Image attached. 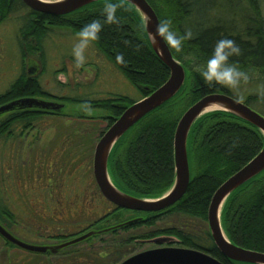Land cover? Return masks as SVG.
Wrapping results in <instances>:
<instances>
[{
	"label": "trees",
	"instance_id": "trees-1",
	"mask_svg": "<svg viewBox=\"0 0 264 264\" xmlns=\"http://www.w3.org/2000/svg\"><path fill=\"white\" fill-rule=\"evenodd\" d=\"M145 1L153 9L158 21L170 18L178 32L183 34L190 30L194 36L192 40L186 41L181 53L169 49L173 58L185 71L184 85L178 94L132 127L120 139L123 142L121 141L122 144L113 157L111 173L113 182L130 195L153 199L163 195L173 183V136L180 117L190 106L205 96L222 94L245 104L264 118V0ZM104 3L105 1L98 2L74 13L55 17L33 12L21 0H0V24L20 9L27 10L18 35L22 56L25 57L29 53L31 41L34 42L32 48L43 54L42 44L51 28L60 26L77 33L91 20H103ZM122 5L117 12L120 23L106 25L99 41L93 44V47L138 89L142 99L168 79L169 71L153 53L137 12L125 2H122ZM221 38L235 39L243 52L238 62L249 79L247 82L242 81L236 90L220 86L208 88L194 70L196 65L207 60L208 54ZM118 54H123L124 64L116 62L115 56ZM42 57L43 55L40 59ZM23 59L25 63V58ZM24 66L25 64L19 78L0 95V107L31 97L61 100L45 93L38 80L26 75ZM242 93L247 95L243 97ZM85 103L89 107L109 110L114 118H118L123 109L134 102H129L124 97H116L99 102L85 100ZM64 108L65 106L60 114L63 117L66 115ZM55 115L58 114L33 108L7 112L0 116L4 117L0 121V139L9 144L15 141L23 142L22 139H25L27 134L40 130L48 116ZM114 118L109 121L107 128L113 124ZM103 133L101 132L97 139ZM262 146L263 138L260 132L241 119L224 112L204 115L192 126L188 137L187 156L191 176L182 199L159 214L138 213L142 214L136 218L140 220L133 225L112 230L109 228L106 232L100 231L106 238H110L112 244L105 238L101 239L99 242L105 245L91 256L96 257V260L117 262L125 254L132 253L129 252V247L136 242L147 243L156 237L168 236L176 240L172 245L204 252L222 264H242L227 260L216 249L206 225L207 211L217 188L253 159ZM69 157L64 164L67 167L65 169L70 168L68 170L71 174H82L71 165L73 162L75 164L80 155L71 153ZM21 167L23 168L15 172L9 167L8 175L25 181L21 175L23 173L26 175L27 168ZM31 179H34L33 174ZM91 182L92 189L96 192V200L98 202L103 200V203L110 205L101 197L94 181ZM52 192L55 190L52 189ZM74 195L77 198L74 203L86 202L85 194ZM51 200L54 198L51 197ZM98 202L91 203L90 212L97 214L96 210L101 209ZM65 204L66 210L73 212L69 214L62 209L61 217L67 215L73 218L72 214L76 213L74 211L76 208L74 206L70 208L71 201ZM113 208L100 220L106 219V222L113 212L118 211L114 206ZM169 217L175 219L177 224L152 230L158 221ZM12 221L11 213L0 203V223L8 228ZM221 221L224 233L232 244L264 254V171L228 198L222 210ZM95 223L99 224L98 221ZM143 226L150 230L133 235L127 234ZM5 245L10 246L7 243Z\"/></svg>",
	"mask_w": 264,
	"mask_h": 264
},
{
	"label": "rangeland",
	"instance_id": "rangeland-1",
	"mask_svg": "<svg viewBox=\"0 0 264 264\" xmlns=\"http://www.w3.org/2000/svg\"><path fill=\"white\" fill-rule=\"evenodd\" d=\"M26 15L27 10L20 9L0 24V95L19 78L25 64L26 75L38 80L45 93L61 100L31 98L63 105L66 115L64 117L60 115L61 108L51 110L58 115L48 116L40 130L27 134V137L22 139L23 142L15 141L9 144L0 139V203L7 207L13 218L8 228L1 223L0 225L27 244L55 246L88 233L86 230L104 231L141 217L142 214L121 210L113 212L106 222V219L100 220L105 213L114 208L103 203V200L99 202L96 200V192L92 189L91 182L92 161L95 145L103 134L98 139L97 137L101 132L107 131L113 113L106 109L89 107L85 103V100L99 102L116 97H124L135 103L141 100V94L113 65L96 52L93 45L88 52L85 66L76 69L71 57L76 32L72 33L70 28L60 26L51 28L43 41V54L38 55L31 47L30 53L23 57L18 35L23 24L22 19ZM64 85L65 87H62ZM242 95L245 97L247 93ZM211 113L214 112L205 115ZM3 118H0V121ZM71 153L80 155L75 164L73 162L71 165L83 175L71 174L68 170L70 168L65 169L67 167L64 164ZM21 166L27 168L26 175L24 173L21 175L25 181L8 175L9 167L15 172L23 168ZM32 174L34 179H31ZM51 188L55 192H52ZM78 193L87 196L86 202L74 203V200H77L74 194ZM51 197L54 200H51ZM69 201L72 203L70 208L74 206L76 213L72 214L73 218L67 215L61 217L62 209L69 214L73 212L66 210L65 203ZM92 202L100 203L102 210H96L97 214L89 211ZM96 221L99 224L95 225ZM175 224L177 223L172 217L162 218L152 230ZM149 230L143 226L127 234L133 235ZM104 238L112 244L110 238H106L100 232L84 242L48 255L33 254L11 245L6 246V242L0 238V264H120L139 252L158 248L152 243L139 241L129 247V252L132 253L125 254L124 259L117 262L96 260L97 258H93L91 254H95L105 245L99 242ZM161 247L183 248L172 244H164Z\"/></svg>",
	"mask_w": 264,
	"mask_h": 264
},
{
	"label": "water",
	"instance_id": "water-1",
	"mask_svg": "<svg viewBox=\"0 0 264 264\" xmlns=\"http://www.w3.org/2000/svg\"><path fill=\"white\" fill-rule=\"evenodd\" d=\"M105 0H21L30 10L47 16H64L84 7ZM132 7L139 15L146 33L147 41L159 59L169 71L168 79L147 96L126 107L122 114L103 133L94 148L92 175L101 196L116 209L143 214H159L174 206L185 195L190 182L187 156V142L190 130L195 122L209 112H224L256 128L263 136L264 118L245 104L222 94L203 97L190 106L180 117L173 136L174 179L170 189L160 197L148 199L138 198L122 191L114 182L108 169L109 156L116 143L138 122L147 115L162 107L174 98L185 81L183 66L172 56L162 41L156 45L149 39L158 22L153 9L145 0H121ZM26 108L56 111L63 105L46 103L38 99H20L0 107V116L14 110ZM264 171V143L259 153L239 171L225 180L214 192L207 211V227L210 237L218 252L227 260L242 264H264V254L246 250L232 244L226 237L221 221L223 207L228 198L240 187ZM135 219L112 229L130 226L138 222ZM105 230L104 232H106ZM100 231L88 233L55 246H36L27 244L0 225V238L7 244L33 254H55L64 248L77 245L98 235ZM158 248L139 252L123 260L120 264H222L212 256L198 250L161 247L164 244L176 243L173 237L160 236L147 241ZM161 247V248H160Z\"/></svg>",
	"mask_w": 264,
	"mask_h": 264
},
{
	"label": "clouds",
	"instance_id": "clouds-1",
	"mask_svg": "<svg viewBox=\"0 0 264 264\" xmlns=\"http://www.w3.org/2000/svg\"><path fill=\"white\" fill-rule=\"evenodd\" d=\"M121 0H105L103 5V20L93 19L86 23L77 33L71 48V57L76 69L83 68L88 61V52L93 44L99 41L101 33L106 25H118L120 18L117 15L121 8ZM194 38L193 33L188 30L183 34L178 32L170 18L161 19L157 22L155 32L149 33V39L154 45L162 41L164 47L181 53L186 41ZM243 55L241 47L233 38L219 39L213 50L208 54L203 64L196 65L194 70L204 86L213 88L216 86L229 90H236L241 82H247L249 77L242 71L238 58ZM236 58V59H234ZM118 64H124L123 54L115 56Z\"/></svg>",
	"mask_w": 264,
	"mask_h": 264
},
{
	"label": "flooded vegetation",
	"instance_id": "flooded-vegetation-1",
	"mask_svg": "<svg viewBox=\"0 0 264 264\" xmlns=\"http://www.w3.org/2000/svg\"><path fill=\"white\" fill-rule=\"evenodd\" d=\"M34 12V11H33ZM35 13H37V12H35ZM38 14H40V13H38ZM43 15V14H42ZM32 42V41H31ZM32 43H34V42H32ZM33 45V44H32ZM31 47H34V46H31ZM42 48H43V44H42ZM34 49V48H33ZM34 51V50H33ZM32 50H31V52H33ZM30 53V52H29ZM28 53V54H29ZM36 53L39 55V54H41L39 51H36ZM44 62V61H43ZM42 65V64H41ZM43 65H44V63H43ZM115 116L113 115V117L111 118V119H113ZM114 119H117V118H114ZM126 135V134H125ZM124 137V136H123ZM122 139V138H121ZM122 140H119L117 143H116V145L114 146V148H113V150H112V152H111V154H110V156H109V159H108V169H109V172H110V175H111V173H112V165H113V157H114V154H115V151L119 148V145L120 144H122V142H121ZM121 142V143H120ZM189 172H190V170H189ZM190 176H191V174H190ZM94 180V179H93ZM95 183V182H94ZM96 185V184H95ZM122 190V189H121ZM123 191V190H122ZM125 192V191H124ZM100 193V192H99ZM126 193H128V192H126ZM129 194V193H128ZM101 195V194H100ZM133 196V195H132ZM102 197V196H101ZM103 198V197H102ZM104 199V198H103ZM105 200V199H104ZM106 201V200H105ZM107 202V201H106ZM108 203V202H107ZM110 204V203H109ZM111 205V204H110ZM112 206V205H111ZM113 207V206H112ZM118 211H121L120 209H118ZM117 211V212H118ZM123 211V210H122ZM130 212V211H129ZM136 219V218H135ZM135 219H132V220H135ZM132 220H129V221H132ZM128 221V222H129ZM204 253V252H203ZM48 254H50L49 252H47L46 253V255H48Z\"/></svg>",
	"mask_w": 264,
	"mask_h": 264
}]
</instances>
